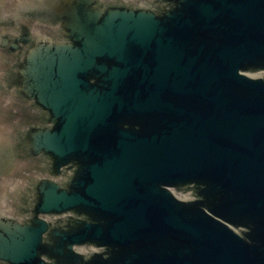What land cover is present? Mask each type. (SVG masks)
<instances>
[{
	"label": "water",
	"instance_id": "1",
	"mask_svg": "<svg viewBox=\"0 0 264 264\" xmlns=\"http://www.w3.org/2000/svg\"><path fill=\"white\" fill-rule=\"evenodd\" d=\"M16 2L0 264H264V0Z\"/></svg>",
	"mask_w": 264,
	"mask_h": 264
},
{
	"label": "clouds",
	"instance_id": "2",
	"mask_svg": "<svg viewBox=\"0 0 264 264\" xmlns=\"http://www.w3.org/2000/svg\"><path fill=\"white\" fill-rule=\"evenodd\" d=\"M25 9L24 6L19 0H17L16 3L12 6V11H5L3 13L4 18L6 19H17L19 16H21L24 13Z\"/></svg>",
	"mask_w": 264,
	"mask_h": 264
}]
</instances>
